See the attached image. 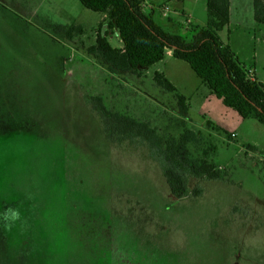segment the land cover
Returning a JSON list of instances; mask_svg holds the SVG:
<instances>
[{
	"label": "rangeland",
	"instance_id": "374dc122",
	"mask_svg": "<svg viewBox=\"0 0 264 264\" xmlns=\"http://www.w3.org/2000/svg\"><path fill=\"white\" fill-rule=\"evenodd\" d=\"M148 1L145 11L187 38L206 22L205 0ZM101 18L79 0H0V264H264V126L204 101L200 79L170 54L140 74H111L88 51ZM56 24L82 32L66 37ZM256 25L253 0H230L218 35L258 78ZM108 39L120 47L116 31ZM156 72L187 98L185 116ZM92 97L163 138L200 132L189 147L207 151L221 178L190 177L200 193L174 198L143 142L106 137Z\"/></svg>",
	"mask_w": 264,
	"mask_h": 264
},
{
	"label": "trees",
	"instance_id": "16d2710c",
	"mask_svg": "<svg viewBox=\"0 0 264 264\" xmlns=\"http://www.w3.org/2000/svg\"><path fill=\"white\" fill-rule=\"evenodd\" d=\"M184 2L185 0H171ZM80 4L102 15L95 30V41L88 48L111 74L137 73L170 55L188 64L210 95L223 105L232 108L242 118H251L264 126V84L257 81L240 64L227 44H223L218 32L229 23L230 0H205L206 22L190 24L189 38L171 32L161 24L159 12H147L144 0H79ZM253 17L264 24V0H253ZM55 32L70 37L82 32L80 26H53ZM116 31L120 47H113L109 35ZM155 83L173 94L179 114L188 110L187 98L162 74L156 72ZM93 108L99 114L105 135L112 141L123 138L139 139L158 160L170 194L176 198L198 195L200 188L190 189L189 178L220 179L221 172L209 160L207 151L198 155L191 150L201 141V133L186 129L178 137L163 138L148 122L138 121L123 113L109 111L100 97H92ZM207 126L219 131V127L207 121ZM227 139L231 133H224ZM246 148L254 150L251 144ZM216 146L209 145L215 151ZM197 154V155H196ZM264 166V158H263Z\"/></svg>",
	"mask_w": 264,
	"mask_h": 264
},
{
	"label": "crops",
	"instance_id": "0c3cea01",
	"mask_svg": "<svg viewBox=\"0 0 264 264\" xmlns=\"http://www.w3.org/2000/svg\"><path fill=\"white\" fill-rule=\"evenodd\" d=\"M157 2H163V0H156ZM144 4H148L149 3V1L148 0H144ZM254 18V17H253ZM255 21V20H254ZM192 22V21H191ZM255 24H257L256 25V27H254L255 28V30L257 31V32H254V33H257L256 35L254 34V40L255 41H259V42H264V34H263V26H264V24H260V23H257L256 21H255ZM203 25V24H202ZM256 53V52H255ZM167 54H171L170 53V51H168V53ZM255 59H256V57H255ZM256 62L258 63V61H257V59H256ZM252 75V74H251ZM252 77L253 78H255L257 81H259V82H261L262 84H264V76H260V77H256V76H254V75H252ZM212 96L213 95H210L208 92H207V89H206V92L203 94V100L204 101H208L210 98H212ZM213 97H215V96H213ZM216 98V97H215ZM208 112V111H207ZM231 134H234L235 135V133L234 132H231ZM234 137V136H233ZM252 145V144H251ZM254 146V145H253Z\"/></svg>",
	"mask_w": 264,
	"mask_h": 264
},
{
	"label": "built area",
	"instance_id": "2783aa9c",
	"mask_svg": "<svg viewBox=\"0 0 264 264\" xmlns=\"http://www.w3.org/2000/svg\"><path fill=\"white\" fill-rule=\"evenodd\" d=\"M167 9V8H166ZM164 14H166V11L164 12ZM252 76V75H251ZM234 136V134H232V137Z\"/></svg>",
	"mask_w": 264,
	"mask_h": 264
}]
</instances>
